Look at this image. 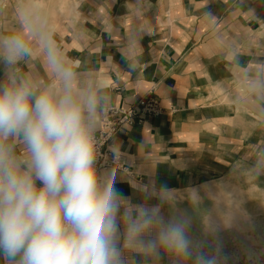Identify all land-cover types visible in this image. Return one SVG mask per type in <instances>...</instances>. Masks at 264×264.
Here are the masks:
<instances>
[{
    "label": "crops",
    "instance_id": "obj_1",
    "mask_svg": "<svg viewBox=\"0 0 264 264\" xmlns=\"http://www.w3.org/2000/svg\"><path fill=\"white\" fill-rule=\"evenodd\" d=\"M55 1L61 2L59 8ZM21 4L0 0V35H27L22 11L26 17L30 5H40L78 79L102 83L110 98L107 107H131L149 91L160 100V115L126 126L109 141L124 169L113 167L102 176H110L128 200L159 204L165 216L186 212L192 218L190 230H195L212 207L213 183L240 171L261 170L264 0ZM137 8L142 15L136 14ZM130 32L140 33L138 50L129 47ZM32 43L37 55L18 71L49 79L39 45ZM3 75L0 66V78ZM254 83L260 87L254 90ZM102 111L97 114V129ZM162 185L169 189L167 200L161 199ZM117 239L122 245L123 227ZM124 258L126 264H165L163 251L156 258L125 249Z\"/></svg>",
    "mask_w": 264,
    "mask_h": 264
},
{
    "label": "clouds",
    "instance_id": "obj_2",
    "mask_svg": "<svg viewBox=\"0 0 264 264\" xmlns=\"http://www.w3.org/2000/svg\"><path fill=\"white\" fill-rule=\"evenodd\" d=\"M136 14L142 15L138 8ZM26 19L27 35H0L2 264H126L125 249L193 257L190 215L165 216L159 204L133 203L98 171L97 114L110 98L102 83L78 79L42 6L30 5ZM140 38L129 33L131 50H138ZM33 41L49 79L18 71L37 55ZM161 188L167 200L169 189ZM194 264L216 262L199 254Z\"/></svg>",
    "mask_w": 264,
    "mask_h": 264
},
{
    "label": "rangeland",
    "instance_id": "obj_3",
    "mask_svg": "<svg viewBox=\"0 0 264 264\" xmlns=\"http://www.w3.org/2000/svg\"><path fill=\"white\" fill-rule=\"evenodd\" d=\"M60 5L55 1V8ZM22 16L26 18L23 11ZM209 192L212 207L201 225L190 230L193 257L165 252V264H194L199 254L216 264H264V165L259 171L227 175Z\"/></svg>",
    "mask_w": 264,
    "mask_h": 264
},
{
    "label": "built area",
    "instance_id": "obj_4",
    "mask_svg": "<svg viewBox=\"0 0 264 264\" xmlns=\"http://www.w3.org/2000/svg\"><path fill=\"white\" fill-rule=\"evenodd\" d=\"M163 112L160 100L149 91L131 107L109 106L100 115L101 127L96 131L98 145L97 168L101 173L110 169H124L117 156L112 154L109 141L117 133H121L126 126L141 123L145 118L160 115Z\"/></svg>",
    "mask_w": 264,
    "mask_h": 264
}]
</instances>
